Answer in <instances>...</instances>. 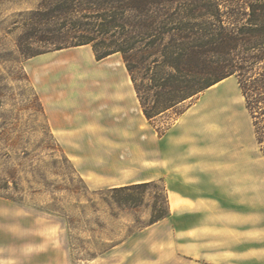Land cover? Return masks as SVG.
<instances>
[{"label":"rangeland","instance_id":"1","mask_svg":"<svg viewBox=\"0 0 264 264\" xmlns=\"http://www.w3.org/2000/svg\"><path fill=\"white\" fill-rule=\"evenodd\" d=\"M32 3L34 0H27L21 6ZM21 66L0 74V134L32 133V125L42 119L35 111L37 93L53 136L83 181L66 163L54 166L49 152L35 149L36 134L31 136L26 158L20 149L0 148V185L18 162H27L18 171V188L10 181L6 192L22 200L0 196V264H236L235 250L229 247L236 235H224L221 242L219 219L205 223L200 232L189 233L183 231L195 219L176 214L143 230L149 207L121 210L111 199L110 207L103 201L102 191L153 178L159 167L165 178L158 180L170 203L174 183L188 188L178 175H184L188 163L207 149L219 148L222 143L231 148L253 145L262 153L235 77L207 88L179 117L167 113L151 124L143 115L119 54L96 59L89 45H80L34 56ZM99 85H131L129 112L114 120L100 108L96 110L93 104L104 92L94 93L92 87ZM69 97L88 101L78 106ZM62 100V107L76 111V128L94 133L74 130L68 132L71 135H58L49 111L58 109ZM5 119L8 126L20 123L22 127L4 130ZM99 129L126 131L130 136L112 138L95 132ZM32 163L41 164L51 185L26 180L31 179L27 166ZM85 175L101 183L92 185ZM154 191L146 192L147 201ZM119 243L91 258V254ZM260 252L257 260L246 256L243 263L264 264V252Z\"/></svg>","mask_w":264,"mask_h":264},{"label":"trees","instance_id":"2","mask_svg":"<svg viewBox=\"0 0 264 264\" xmlns=\"http://www.w3.org/2000/svg\"><path fill=\"white\" fill-rule=\"evenodd\" d=\"M26 1L0 0V74L22 69L21 63L34 56L74 46L89 45L96 59L119 54L151 124L167 113L179 117L203 91L233 76L264 153V0H34L22 7ZM35 111L42 119L32 133H1L0 148L20 149L26 158L36 134L35 149L49 152L54 166L66 163L83 181L53 136L37 93ZM2 123L4 130L22 127ZM25 163L22 159L8 171L0 196L22 200L6 192L10 181L18 188ZM40 165L28 164L31 179L26 180L49 186ZM160 182L106 188L103 201L111 207V199L121 210L149 207L143 229L170 214ZM150 188L156 191L147 201Z\"/></svg>","mask_w":264,"mask_h":264},{"label":"crops","instance_id":"3","mask_svg":"<svg viewBox=\"0 0 264 264\" xmlns=\"http://www.w3.org/2000/svg\"><path fill=\"white\" fill-rule=\"evenodd\" d=\"M92 89L94 93L104 92H100V100L93 105L96 110L100 108L103 113L112 116V119H116L117 116L123 117V114L131 109L133 94L131 85H99ZM69 99L78 102V106L81 105V101H88L83 97L82 99L69 97ZM63 104H65L64 100L60 102L58 109L49 111L51 120L58 127L59 136L71 135L72 133L68 132L74 130L94 133V130L87 128L77 129L73 122L76 111L67 110L62 107ZM87 114H90V111ZM95 132L104 133L112 138L130 136L126 131L116 129H99ZM195 158L196 161L188 163L186 173L178 175L179 180L185 182L188 188L173 184L172 193H169L171 206L169 216L144 229L160 224L176 214H182L183 217L195 219L183 232L197 233L202 230L205 223L219 219L218 232L221 234V242L224 240V235L226 238L228 234L236 235L235 240L229 243V247L235 250V263L244 264L242 260L246 256L256 257L257 260L261 256L260 251L264 252V153L259 154L253 145L231 148L222 143L219 148L207 149ZM156 171L155 177L139 181L165 178L159 167ZM85 177L92 181L90 183L92 185L101 183L99 179L91 175H85ZM185 226L181 227L185 228ZM118 245L120 243L113 248Z\"/></svg>","mask_w":264,"mask_h":264},{"label":"bare ground","instance_id":"4","mask_svg":"<svg viewBox=\"0 0 264 264\" xmlns=\"http://www.w3.org/2000/svg\"><path fill=\"white\" fill-rule=\"evenodd\" d=\"M224 80H225V79H224ZM224 80H222V81H220V82H218V83L212 85L210 88L216 87V85H218L219 83L223 82ZM123 87H124V86H123ZM210 88H209V89H210ZM121 89H122V87H121Z\"/></svg>","mask_w":264,"mask_h":264}]
</instances>
